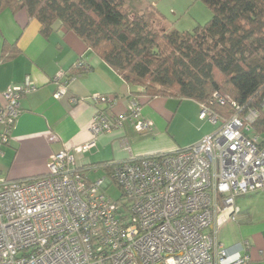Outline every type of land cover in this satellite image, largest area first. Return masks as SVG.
Returning <instances> with one entry per match:
<instances>
[{
	"label": "built area",
	"instance_id": "built-area-1",
	"mask_svg": "<svg viewBox=\"0 0 264 264\" xmlns=\"http://www.w3.org/2000/svg\"><path fill=\"white\" fill-rule=\"evenodd\" d=\"M86 68L79 58L69 72L57 73L53 96H64ZM35 89L27 76L2 92L0 146L9 142L20 99ZM88 98L95 107L90 138L77 152L126 123L136 132L153 127L137 98L116 114L110 112L113 97ZM240 110L229 95L214 92L199 103V118L214 126L199 142L110 162L95 180L86 171L101 167L78 168L67 149L49 156L43 175L0 178V264H250L247 241L230 256L216 238L219 226L239 211L235 198L264 188V136L252 127L257 113ZM122 145L130 150L126 139ZM113 184L117 200L106 195Z\"/></svg>",
	"mask_w": 264,
	"mask_h": 264
},
{
	"label": "crops",
	"instance_id": "crops-1",
	"mask_svg": "<svg viewBox=\"0 0 264 264\" xmlns=\"http://www.w3.org/2000/svg\"><path fill=\"white\" fill-rule=\"evenodd\" d=\"M39 28L38 20L30 18L25 9L0 11V107L2 92L10 85L24 82L27 76L36 85L33 92L20 99V114L9 142L0 146L3 178L19 180L43 175L49 156L63 149L69 150L76 166L82 168L131 156L174 152L213 131L209 121L199 118L197 101L141 95L137 99L142 103V114L153 122L150 130L136 132L126 123L101 134L90 150L77 152L75 148L90 138L95 107L89 96L99 93L113 97V114L126 110L134 96H130L131 89L123 78L73 31L55 22L52 33L44 37ZM79 58L87 68L68 84L64 96L55 98L56 74L69 72ZM72 97L78 101L72 102ZM123 139L128 141L129 151L123 148ZM235 204L238 213L219 226L216 238L230 256L240 254L242 243L247 241L250 264H264V188L237 196Z\"/></svg>",
	"mask_w": 264,
	"mask_h": 264
},
{
	"label": "trees",
	"instance_id": "trees-1",
	"mask_svg": "<svg viewBox=\"0 0 264 264\" xmlns=\"http://www.w3.org/2000/svg\"><path fill=\"white\" fill-rule=\"evenodd\" d=\"M201 1L210 20L183 32H160L164 19L155 4L138 10L134 0H0V11L25 9L44 37L55 22L73 31L123 78L134 98L208 103L214 92L225 93L240 115L256 111L252 127L264 136V0ZM109 163L92 165L106 170Z\"/></svg>",
	"mask_w": 264,
	"mask_h": 264
},
{
	"label": "rangeland",
	"instance_id": "rangeland-1",
	"mask_svg": "<svg viewBox=\"0 0 264 264\" xmlns=\"http://www.w3.org/2000/svg\"><path fill=\"white\" fill-rule=\"evenodd\" d=\"M135 1L134 4H136L133 8L136 7L138 10L151 3L155 4L156 9L164 19L163 22L157 24V29L160 32H167L168 30L190 31L197 25H204L211 18L210 9L201 0H141L142 6H139ZM86 174L88 178L95 180L104 175V170L101 168L88 169ZM106 195L117 200L120 197V190L114 184L110 185L106 190Z\"/></svg>",
	"mask_w": 264,
	"mask_h": 264
}]
</instances>
